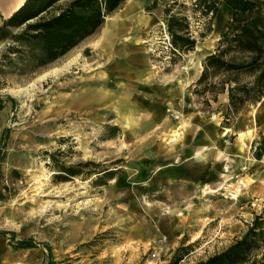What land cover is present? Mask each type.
I'll return each instance as SVG.
<instances>
[{
    "label": "rangeland",
    "instance_id": "374dc122",
    "mask_svg": "<svg viewBox=\"0 0 264 264\" xmlns=\"http://www.w3.org/2000/svg\"><path fill=\"white\" fill-rule=\"evenodd\" d=\"M166 8L188 18L194 50L173 52ZM231 18L225 4L126 0L37 68L9 65L0 41V264H195L264 213V188L242 183L258 166L264 179V97L235 113L223 74L199 81ZM204 145L223 147L197 156Z\"/></svg>",
    "mask_w": 264,
    "mask_h": 264
},
{
    "label": "trees",
    "instance_id": "16d2710c",
    "mask_svg": "<svg viewBox=\"0 0 264 264\" xmlns=\"http://www.w3.org/2000/svg\"><path fill=\"white\" fill-rule=\"evenodd\" d=\"M125 1L26 0L0 25V41L12 40L3 50V59L9 65L44 66L102 28L106 17ZM222 4L232 9L231 23L217 51L206 57L199 81L210 71L223 74L221 90L228 85L229 108L240 113L248 103H258L264 97V0H196L204 15L217 14ZM165 23L174 53L195 49L198 37L186 16L171 14V8H166ZM19 28L14 33L13 29ZM246 73L254 79L242 83L239 78ZM182 259L179 254L170 264ZM195 264H264V213L256 215L247 231L223 251Z\"/></svg>",
    "mask_w": 264,
    "mask_h": 264
},
{
    "label": "crops",
    "instance_id": "0c3cea01",
    "mask_svg": "<svg viewBox=\"0 0 264 264\" xmlns=\"http://www.w3.org/2000/svg\"><path fill=\"white\" fill-rule=\"evenodd\" d=\"M26 0H0V9L2 11V14L5 18L11 16L17 9H19ZM228 7V6H227ZM230 8V7H228ZM261 117V118H260ZM263 117V118H262ZM263 119V120H262ZM264 123V110H262L260 112V108L258 111H256V121H254L253 124V129H254V125H256L257 123ZM223 145H221L220 147L215 146V147H211L209 145H204L202 146V148L198 149L196 152V155L198 156L201 153H204V155L210 154L212 153L214 150H216L217 148H222ZM214 148V149H213ZM245 146L243 148H239L237 147L238 151L241 153L243 152ZM242 150V151H241ZM221 151V150H220ZM264 166V165H263ZM261 168L260 166L257 167V170L254 171L251 176H247L242 183L244 184V187L246 188L249 183L251 182L253 185V189L255 188H260L263 187L264 188V179L261 180L260 177V172ZM239 192H241L240 194H243L242 189L239 190Z\"/></svg>",
    "mask_w": 264,
    "mask_h": 264
},
{
    "label": "bare ground",
    "instance_id": "6f19581e",
    "mask_svg": "<svg viewBox=\"0 0 264 264\" xmlns=\"http://www.w3.org/2000/svg\"><path fill=\"white\" fill-rule=\"evenodd\" d=\"M227 19L225 12L221 13L219 15L218 21L225 22ZM121 24V22L118 19H111L109 23L104 27L102 31V35L100 37V40L97 42V46L101 51H106L109 49V47L112 45V40L116 34L117 27ZM220 25H217L216 28L218 29ZM244 139L243 135H240L237 140V145L239 147H243ZM199 156V155H198Z\"/></svg>",
    "mask_w": 264,
    "mask_h": 264
}]
</instances>
